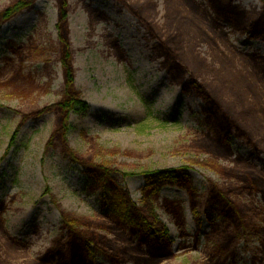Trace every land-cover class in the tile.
<instances>
[{
    "label": "rangeland",
    "instance_id": "374dc122",
    "mask_svg": "<svg viewBox=\"0 0 264 264\" xmlns=\"http://www.w3.org/2000/svg\"><path fill=\"white\" fill-rule=\"evenodd\" d=\"M17 1L0 0V13ZM223 1L245 10L249 23L264 10L261 0ZM176 15L200 30L176 31L185 58L182 77L159 50L160 41L176 36L166 26ZM249 32L217 16L209 0H36L3 22L0 264H43L46 252L67 254L58 240L61 210L101 223L107 212L101 189L68 161V150L114 169L132 203L162 223L174 255L162 264H264V40ZM70 56L85 111L60 106ZM192 75L252 138L235 125L226 138L205 111V99L184 89ZM209 161L233 178L205 166ZM178 167L192 176L198 216L188 191L176 185L160 187L151 208L142 201L148 173ZM244 167L263 177L252 178ZM246 179L260 193L230 197L244 228L225 232L218 206H207L210 185L236 188ZM94 226L131 258L116 264H154L112 219L105 228ZM94 258L112 264L101 254Z\"/></svg>",
    "mask_w": 264,
    "mask_h": 264
},
{
    "label": "trees",
    "instance_id": "16d2710c",
    "mask_svg": "<svg viewBox=\"0 0 264 264\" xmlns=\"http://www.w3.org/2000/svg\"><path fill=\"white\" fill-rule=\"evenodd\" d=\"M34 1L36 0H18L15 4H12V6L6 8L0 13V25L25 10ZM209 1L211 2L212 9L217 16H221L222 19L235 26L240 31L245 32L249 29L251 37L264 40V10L258 18L249 23L248 13L233 3H228L226 6L223 5L224 1L222 4L220 3L222 0ZM261 1L264 4V0ZM61 3L65 9V1H62ZM180 16L181 15H176L174 18L167 20L166 26L169 27L168 31L170 30V35H172V33L176 34V31L183 27H193L200 32L193 22H187ZM65 17L66 13L62 12V18L66 20ZM178 35L179 34H176L171 40L160 41L159 50L161 55L164 56L173 67H175L176 71H178V76L182 77L184 70L181 65L185 61L183 60L185 58L181 55L183 52L182 39H180ZM201 63H205V61L201 59ZM64 66L66 69V81L69 84V88L67 89V97L64 102L60 103V106L64 111L74 109L77 111H85L87 104L76 97V95L80 94L77 92L74 85V70L71 56L69 62H65ZM186 82L187 84H185L184 87L186 92L193 91V93L205 99L204 101L208 106L205 111L209 114L210 119L217 120L221 124L222 128L225 130L226 138L230 136L231 129L234 125L238 131L252 138V135L248 134V132L237 123V121H232L229 111L224 108L221 101L209 91L205 84L198 81L193 75ZM65 155L67 156L68 161L73 164H78L83 168L82 171L87 175V183L101 189L103 200L102 207L107 211L105 212V215L109 222L110 219H112L113 222L119 224L123 229L128 230L132 239L139 245V247L147 250L149 260L152 259L154 260V264H158L159 261L166 260L173 256V254L169 252L171 249H168V245L171 243L166 238L167 232L163 230L164 227L162 223L157 221L159 223L157 224L153 216L141 212L137 205L132 203L129 193L123 190L118 184L115 175L116 171L114 169H111L102 163L97 164L90 162L77 156L71 150H68ZM205 166L215 169L217 172H220V174L221 171H227L224 174L227 177L233 178L230 171L219 167L213 163V161L207 162ZM232 170L239 172V169ZM257 172L258 171L256 170V173ZM249 173L252 172L249 171ZM259 174L260 173L258 172L257 176L255 173H252V178L255 176L256 178H259ZM190 175L191 174L186 167L168 168L148 173L145 177L146 186L143 193V203L151 208L149 202L151 201V198L157 194L160 187L164 185H176L177 187L184 188L188 191L194 205L195 215L198 216L197 193L193 187V179ZM260 177L263 176L261 175ZM241 193L252 194L260 192L257 186L249 179H246L243 182L241 181L236 188L230 187L228 189H223L214 182L210 185L207 206H218V210L223 216V221L225 222V232L230 229L240 231L244 228V220L240 214V210L237 209L235 203L230 198L232 195ZM262 194L264 198V193ZM147 208L148 207L145 206L144 209ZM60 216L62 221L60 225L61 236L58 240L61 244L64 243V246L68 248L67 254L60 250L49 251L45 256L40 258L41 263L95 264V254H101L103 257L111 261L112 264L126 263L131 260V258L119 251L118 247L121 249L123 247L121 244L115 243L113 245L112 242H109L108 237L105 234H98L95 230L91 229L92 227H95L94 224L103 226L104 228V225L107 227L108 224L98 222L90 223L86 220H79L76 217H72L71 214L65 213L64 210H61Z\"/></svg>",
    "mask_w": 264,
    "mask_h": 264
},
{
    "label": "bare ground",
    "instance_id": "6f19581e",
    "mask_svg": "<svg viewBox=\"0 0 264 264\" xmlns=\"http://www.w3.org/2000/svg\"><path fill=\"white\" fill-rule=\"evenodd\" d=\"M69 29V28H68ZM76 90H77V92L79 93V94H81L82 95V92L80 91V89L76 86ZM237 169V168H236ZM243 169H246V170H248V172L250 171V172H252V173H255L256 175H258V172L256 173V170H254V168H250V169H248L247 167H244ZM240 170V169H239ZM255 176V175H254ZM259 176H261V174H259ZM100 218V222L101 223H103V224H110V222H109V220H108V218H107V216L103 213H101V217H99ZM183 247H188V246H186V245H184ZM169 252L171 253V251L169 250ZM174 257V255L171 257V258H173ZM171 258H168V259H166V260H163V261H159L158 262V264H162L163 262H165V261H168L169 259H171ZM30 264V263H29Z\"/></svg>",
    "mask_w": 264,
    "mask_h": 264
}]
</instances>
